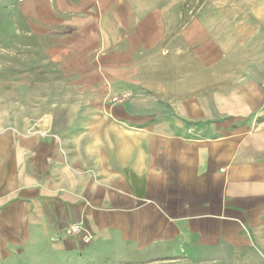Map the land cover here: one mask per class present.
<instances>
[{
    "label": "crops",
    "instance_id": "0c3cea01",
    "mask_svg": "<svg viewBox=\"0 0 264 264\" xmlns=\"http://www.w3.org/2000/svg\"><path fill=\"white\" fill-rule=\"evenodd\" d=\"M0 27L49 91L0 131V252L264 264V0H0Z\"/></svg>",
    "mask_w": 264,
    "mask_h": 264
},
{
    "label": "rangeland",
    "instance_id": "374dc122",
    "mask_svg": "<svg viewBox=\"0 0 264 264\" xmlns=\"http://www.w3.org/2000/svg\"><path fill=\"white\" fill-rule=\"evenodd\" d=\"M201 1L203 5L208 3V0H195ZM219 7L225 8L227 0H218ZM208 6V5H207ZM207 7L202 10V13H208ZM188 14V12H187ZM2 28L0 27V131H9L17 134L19 116H26L35 111H42L41 107L28 106L29 99H34V97L40 98L43 94H49V91H34L31 90H18L17 86L20 83H33L35 76L32 74L18 75L17 74V64L18 59L16 57L10 56L9 69L3 66L4 59L2 58V42H1ZM33 60L30 58L26 59V65L32 66ZM44 66V65H43ZM43 68V67H42ZM41 68V69H42ZM44 70V69H43ZM42 70V71H43ZM7 71L9 73H7ZM53 77V76H52ZM39 82L49 81V74L40 73L36 76ZM42 98V97H41ZM16 246L9 245L6 251L0 252V264H56V261L51 260V258L39 254V259L37 261H28L25 259H19V253L16 252ZM35 253V252H33ZM37 254V253H36ZM47 257V258H46ZM42 258V259H41Z\"/></svg>",
    "mask_w": 264,
    "mask_h": 264
},
{
    "label": "built area",
    "instance_id": "2783aa9c",
    "mask_svg": "<svg viewBox=\"0 0 264 264\" xmlns=\"http://www.w3.org/2000/svg\"><path fill=\"white\" fill-rule=\"evenodd\" d=\"M82 232V228L79 224H73L68 228L66 233L68 236H79L82 238L84 244H89L91 242V237L89 235H84Z\"/></svg>",
    "mask_w": 264,
    "mask_h": 264
}]
</instances>
